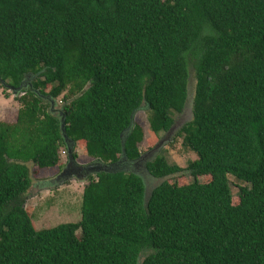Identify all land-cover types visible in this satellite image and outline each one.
<instances>
[{
    "label": "trees",
    "instance_id": "trees-1",
    "mask_svg": "<svg viewBox=\"0 0 264 264\" xmlns=\"http://www.w3.org/2000/svg\"><path fill=\"white\" fill-rule=\"evenodd\" d=\"M0 88L21 106L0 121V264H264V0H0ZM144 105L156 136L190 110L175 140L197 159L158 156L151 191L97 172L80 222L37 229L28 165L71 160L63 123L96 164L130 163Z\"/></svg>",
    "mask_w": 264,
    "mask_h": 264
},
{
    "label": "rangeland",
    "instance_id": "rangeland-1",
    "mask_svg": "<svg viewBox=\"0 0 264 264\" xmlns=\"http://www.w3.org/2000/svg\"><path fill=\"white\" fill-rule=\"evenodd\" d=\"M59 102L58 100L57 110L61 108ZM20 107L11 90L0 88V121H14L17 118ZM148 111V107L144 105L134 118V124L139 125L144 130L145 138L139 147L142 155L146 156L145 160L139 165H116L113 168L141 175L140 177L143 180L145 179L144 181L148 185L149 191H151L158 185V181L149 175L146 167L148 163L162 155L170 164H176L182 169H187L197 157L184 146L183 137L175 140L177 133L181 131L185 124L191 121L190 110H186L181 115L176 114L173 116L177 123V128L171 136L164 132L159 134V136L152 133L148 120L151 113ZM159 144H162L161 147L156 149ZM75 149L79 156L76 163L81 166L91 164L89 169L93 168L87 174H73L67 178H59L64 168L68 166V154L65 150L61 153L62 167L44 171L40 178L34 175V166L28 165L32 178V187L27 194L26 207L30 211L37 229L52 228L60 224L78 223L81 221L84 188L89 182L88 177H95L101 163L96 164V161L93 162L89 159L82 144L76 145ZM191 180L190 176L179 179L181 184L184 182L189 183ZM230 180L233 194L237 199L239 186H242V184L233 177Z\"/></svg>",
    "mask_w": 264,
    "mask_h": 264
},
{
    "label": "water",
    "instance_id": "water-1",
    "mask_svg": "<svg viewBox=\"0 0 264 264\" xmlns=\"http://www.w3.org/2000/svg\"><path fill=\"white\" fill-rule=\"evenodd\" d=\"M22 89V87H20V90ZM11 90H14V89H11ZM176 128H177V124L168 132V135L169 136H171L172 135V133L176 130ZM62 130H63V132H64V139H65V142H66V144H67V146H68V151H69V154H70V158H71V160H70V162L69 163H71V162H73V157H72V151H73V149H72V147H75V142H73L69 137H68V135L66 134V131H65V126H64V123H63V125H62ZM169 139V138H168ZM163 143V142H162ZM161 145L162 144H159V146L156 148V149H158L159 147H161ZM75 162V161H74ZM139 162V161H138ZM98 164V163H97ZM102 166V167H101ZM114 166H116V165H111V166H109V165H104V164H99V168H98V170H97V172H102V171H105V172H107V173H116V172H119V170H116V169H114L113 167ZM81 167H83V166H81ZM84 168H86V167H84ZM90 167H87L86 168V171L85 172H82V174L84 173V174H87V172H89V171H91V170H93V168L92 169H89ZM81 175V174H80Z\"/></svg>",
    "mask_w": 264,
    "mask_h": 264
},
{
    "label": "flooded vegetation",
    "instance_id": "flooded-vegetation-1",
    "mask_svg": "<svg viewBox=\"0 0 264 264\" xmlns=\"http://www.w3.org/2000/svg\"><path fill=\"white\" fill-rule=\"evenodd\" d=\"M145 157L146 156H142L141 159H139L137 161L130 162V163H124V161H120V162H118L115 165H117V166H119V165L132 166L134 164H138L139 165L140 163H142L145 160ZM69 162H68V166L66 168H64V170L62 172L63 174L61 173L59 178H67V177H70L73 174L80 175L82 172L86 171V168L81 167V165H79V164H77L75 162H71V163H69Z\"/></svg>",
    "mask_w": 264,
    "mask_h": 264
}]
</instances>
